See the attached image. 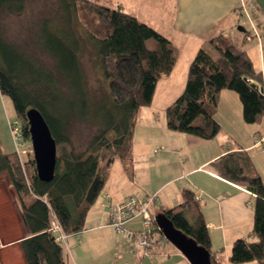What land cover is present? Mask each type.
Listing matches in <instances>:
<instances>
[{
  "label": "trees",
  "instance_id": "trees-1",
  "mask_svg": "<svg viewBox=\"0 0 264 264\" xmlns=\"http://www.w3.org/2000/svg\"><path fill=\"white\" fill-rule=\"evenodd\" d=\"M28 1L0 0V94L12 100L23 138L29 139L25 110L35 107L47 122L56 146L68 141L67 122L57 106L65 97L60 87L62 79L71 94L73 91L80 94L83 107H89L82 87L80 45L71 27L73 21L91 40L100 72L107 82L104 101L96 106L101 112L94 116L101 129L92 141L105 148L104 153L79 155L62 149L57 155L56 148L54 177L44 182L36 175L31 152L25 153L27 158L23 160L16 151H3L0 144V173H7L28 231L19 240L25 263L67 264L64 244L48 231L51 220L57 221L66 236L79 232L89 208L106 184L114 158L118 157L125 169L130 168L137 112L151 103L157 82L171 72L176 55L163 34L121 6H109L104 0H56L58 16L43 19L36 36V42L54 60L56 75L2 35L1 15L21 14ZM243 6L253 20L246 0ZM238 9L241 12L242 7L239 5ZM208 43L217 57L213 58L204 48L197 50L189 64L183 91L165 110L169 129L202 139L213 138L219 130L214 114L222 90L236 93L246 123L264 118V91L251 86L255 83L264 88V77L254 69L246 50L221 34L210 38ZM109 131L115 134L112 141L105 139ZM239 152H229L212 163L220 176L255 195L253 239H235L228 261L264 264V182L257 172H243L238 165L242 156ZM183 193L181 210L168 209L163 215L207 249L212 264H220V256L216 255L220 251L210 249L209 232L195 195L189 189ZM190 209L194 210L191 221L184 214Z\"/></svg>",
  "mask_w": 264,
  "mask_h": 264
},
{
  "label": "crops",
  "instance_id": "crops-1",
  "mask_svg": "<svg viewBox=\"0 0 264 264\" xmlns=\"http://www.w3.org/2000/svg\"><path fill=\"white\" fill-rule=\"evenodd\" d=\"M104 1L106 4L112 7L121 6L126 12L134 14L139 20L141 19V21L145 22L163 34L171 42L175 51L176 61L173 69L169 73V76H164V85H171L175 82L177 86L176 89H178L176 90L177 93L179 91L181 93V90L183 91L185 83L184 81L175 80L176 78L168 82L171 74L177 71V74H180L185 79V77H187L189 64L199 48H204L213 58H216L217 54H211V52H209L206 47V45L209 44V39L214 36L221 34L229 39L233 37L235 42L239 43V41H237L239 40V35H237L236 30L242 31V42L239 44H241L246 50L254 69L257 72H260L262 77H264V0H246L249 10L253 15V25L261 36L260 40L254 37L247 39L248 35L251 36L252 31L249 23L247 22L246 16L242 13V11L239 12L238 6L240 5V0ZM160 14H162V16H158L156 19H149L150 15L156 16ZM139 15L149 16L140 18ZM238 27L241 29H238ZM183 46L186 48L185 59L187 62H184L178 71V62L182 54L180 50L183 48ZM158 82H160V80ZM164 85H162V87ZM173 88L174 87H171V89H167V91L171 92ZM155 92L156 87L154 94ZM173 101L169 103L171 104ZM214 118L219 123V130H221L222 127H227L228 131L226 132L230 133L235 141L240 143L237 144L236 148H231V150H228V148L222 143L220 144V149L217 150L214 148V146L218 144L219 140L215 139V141H212L215 137L211 139H202L200 137L198 139H193V135L188 134V136L184 138L188 140L190 145L195 146L196 148L194 147L192 150H188L189 155L184 156L186 161L180 163V170H175V174L169 165V159L171 158L168 157L167 153L161 154L156 159L154 166L165 167L161 175L166 173H171L174 175L168 180L157 181L154 183L146 181V174L149 170V165L146 162L140 163L138 164L139 167H137V170L134 165V161L132 162L131 159L130 168H123L124 176L125 174L126 176L122 178L121 181H119L118 186H116L115 189H104L106 186L105 184L96 201L87 212L83 229L79 232L69 235L68 240H66L64 245L63 251L65 262L67 264H121L126 260L130 264L135 262H138L139 264H190L189 261L176 248L170 247H161V249L154 250L153 246L151 250H149L150 254L141 258H136L133 254L126 250L116 253L115 245L119 235L113 230L112 227L105 225V220L107 217L110 200L121 199L127 195H135L134 193L137 191L135 190L136 188L128 187L133 181L137 183L138 186L142 187L141 189L143 192L141 194L137 192L138 194L136 195L142 199L147 194H156V191H159V189H161L165 184L166 186L171 185L173 182H177L182 178L191 175L194 170L203 169L205 166L209 165L213 171L212 173L205 172V174L212 176L210 183H205V185L196 182V187L203 191L207 198L214 199L218 202L219 208L217 220L219 223H215L212 218H208L207 220L205 219L204 221L207 229L220 228L219 238H221L220 241L222 245H224L223 239L226 237L225 226L227 225V222L236 221L242 219L243 217L248 218L250 215H252L251 212L248 213L238 207L241 205L240 197L237 195V199L236 196H234L232 199V190H238L242 197H245L247 194L250 196L253 195L254 197L255 195L240 184L231 182L230 180L220 176L212 163L229 152L240 151L239 154L243 156L246 150L255 146L257 139H259L258 137H262L264 134L262 135V132L259 130V128L257 129V127H253L252 123H246L243 120L241 102L239 101L236 93L231 90L221 91ZM237 119H239V121H237L238 126L244 128L246 130V134L249 137L245 138L242 143L239 142L241 141V136L238 138L229 128V125L236 124ZM263 120L264 118L256 123L264 124V122H262ZM0 121L3 142L5 144V149L3 148L2 150L5 152L15 151L10 130V123L8 122L9 128H7V119L3 118L2 115ZM8 129L12 141L9 139V132L7 131ZM3 142H0L1 145ZM209 142L215 143L212 145ZM197 149L198 152L196 153L195 150ZM239 160L240 159H238V165L241 167ZM178 188L181 187L179 186ZM195 199L202 214L200 200L197 198ZM182 202L179 205H181ZM158 208L161 212L157 211ZM167 210L168 208H162L161 204H159L158 201L156 202L155 197V200L151 205V211L156 215L159 213H164ZM185 213H190L193 215L194 210H185L184 214ZM126 227L129 229H138L140 227V222L139 220L135 219L128 222ZM27 234L28 231L25 228L19 213L16 193L9 183L7 177L6 180H0V264H26L19 240L25 237ZM154 241H156L155 238ZM210 249L212 252L220 251L218 254H216L219 256L223 252L222 246H219L217 249H212L211 240Z\"/></svg>",
  "mask_w": 264,
  "mask_h": 264
},
{
  "label": "rangeland",
  "instance_id": "rangeland-1",
  "mask_svg": "<svg viewBox=\"0 0 264 264\" xmlns=\"http://www.w3.org/2000/svg\"><path fill=\"white\" fill-rule=\"evenodd\" d=\"M57 9L58 3L56 0H29L26 3V7L21 14L3 13L1 15V32L4 38L9 43H12L19 51L27 53L33 59L37 60L43 67L51 70L56 75L57 70L54 60L36 42V36L43 19L56 18L54 17V14L58 16ZM144 16L149 15H139L140 18H144ZM158 16L160 17L162 16V14L156 16L150 15L149 19H156L158 18ZM63 26L67 27V25L64 23ZM71 27L73 28L74 34L77 37L80 45L78 50L83 79L82 87L89 101V107L87 105L83 107L81 102L82 97L80 96V94L76 93L75 91H73L71 94V92L66 89L65 85L63 84L64 80L62 79L60 87H62V91L65 93V97L57 102V106L58 108H61L59 109L61 113H63V119L65 122H67L66 133L68 141L57 145V155L62 151V149L67 152H73L79 155H87L89 153L102 154L106 149L103 147L100 148V146H98L96 142L92 141L93 138L98 135L99 130L101 129L100 121L94 116H97V114L99 115V112H101L99 111V109L97 110L96 106L99 102L104 101L105 95L107 93V82L104 80L100 72L98 58L95 54V48L91 40L83 31L82 27L75 21L71 23ZM236 33L237 35H239V40L237 41L241 43L242 31L236 30ZM229 40L235 43L233 37ZM171 47L173 48L172 44ZM206 47L207 50L211 52V54L215 53L216 55V52L209 44H207ZM185 50L186 48H184V46L180 50L182 54L178 62V71L184 64V62H187L185 59ZM167 76H169V74L165 77ZM165 77L161 78L160 82L157 83L156 92L151 103L149 105L142 106L138 110L131 137L132 162L134 161L136 169L137 167H139L138 164L143 162H146L149 165V170L146 174V181L152 183L172 178V176L175 174L174 171L180 170V163L186 161L184 156L189 155L188 150H192V148L195 147L190 145L188 140L184 138L188 136L187 133L171 130L166 125V106L170 104L169 102L175 100L178 94H180V91L178 93L176 92V90L178 89H176L177 86L175 82H172L173 84L171 85H164ZM174 78H176L175 80L177 81L180 80L184 81L185 83L186 77L184 79V77H182L180 74H177V71L171 74L168 82L173 80ZM162 85L164 86L162 87ZM171 87L174 88L171 90V92H168L167 89H171ZM0 107L1 115L3 116V118L7 119V128H9V122L18 127V131H21L19 128V120L16 117V112L10 97L0 94ZM86 108H88L87 112ZM237 121H239V119L236 120L235 125H229V128L234 132L235 136H237L238 138H240L239 136H241V141L239 142L242 143L245 138L249 137L245 132L246 130L238 126ZM262 122H264V120ZM252 125L253 127H257V129L259 128V130L262 132V135L264 134L263 123H252ZM7 131L9 132V129ZM226 131H228L227 127H222V129L218 130V132L214 136L215 138L213 137L214 140L212 141H215V139L219 140L218 144L214 146L215 149H220V144L222 143L225 145V147L228 148V150H231V148H236L237 144H240L238 143V141H235L230 133ZM192 137H194L193 139L199 138L195 135H193ZM9 139L10 141H12L10 132ZM105 139L108 141H112L113 139H115L114 132H107L105 135ZM1 141L3 142V135L0 121V142ZM21 142L23 145L19 147V149H27V152H30L28 151L31 149L30 140L27 138H23L22 136ZM209 143L213 145L215 142ZM1 148L5 149L4 142L1 145ZM195 152L197 153L198 149L195 150ZM164 153H167L168 157L171 158L169 159V165L171 166L174 174L166 173L164 175H161L165 167L154 166L156 159ZM29 154L32 156V152ZM21 158L25 160V158H27V154L21 153ZM239 159L243 172H258L261 176L262 181L264 182L263 148H261L259 145H255L251 147V149L249 148L248 150H246L245 154ZM123 168V162H121L118 157L114 158L109 168L107 182L104 189H115L116 186H118L119 181H121V179L126 176V174L124 176ZM212 171L213 169L210 165L205 166L203 169L194 170L191 175L184 177L177 182H173L171 185L166 186L165 184L161 189H159V191H156V202L158 201L159 204H161L162 208L173 209L174 212H177L181 210V206L179 204L184 200L183 192L189 189L192 190L193 194L196 195V198L200 200V207L204 220L212 218L215 223H219V221L217 220V213L219 208L218 202L214 199L207 198L204 192L196 187V182H199L201 184L210 183V179H212V176H209V174H205V172L212 173ZM7 177L8 176L6 172L0 173V180H6ZM179 186L181 188H178ZM128 187L136 188L135 190L137 191H134L135 195L138 194L137 192H139V194L143 192L141 189L142 187L138 186L134 181L130 183ZM231 193L233 195L232 199L234 198V196H236V199L238 196L240 197L241 205H239L238 207L248 213L251 212L252 215H250L248 218L243 217L242 219L236 221L227 222V225L225 226L226 237L223 239L224 245H222L220 241L221 238H219L220 228H208L211 240V248L217 249L219 246H222L223 252L219 257V261L221 262L220 264H258L256 261L245 263H231L228 261V255L231 252V245L234 239H253V236H251V230L255 209V197L253 195L250 196L247 194L245 197H242L238 190H232ZM157 211H159V208L157 209ZM185 216L189 221H191L193 218V215H191L190 213H185ZM68 237L69 235L66 236V240H68ZM153 237L156 241H154L153 245L150 247V250L153 246L154 250L161 249V247L175 248L168 240L163 242L161 240V234L158 231L154 233Z\"/></svg>",
  "mask_w": 264,
  "mask_h": 264
},
{
  "label": "built area",
  "instance_id": "built-area-1",
  "mask_svg": "<svg viewBox=\"0 0 264 264\" xmlns=\"http://www.w3.org/2000/svg\"><path fill=\"white\" fill-rule=\"evenodd\" d=\"M242 13L246 16L247 22L251 28V36L248 35L247 39L252 37L260 40V34L255 29L252 19L243 6V0H240ZM10 130L12 139L15 146V151L19 154L27 153V149H19L22 144V133L18 131V127L10 123ZM22 135V136H21ZM255 145H259L264 149V136L257 139ZM31 152V149L28 150ZM156 194H147L142 199L136 195H127L121 199H112L109 201L108 213L105 220V225L110 226L119 235L116 240L115 251L116 253L122 250L129 251L136 258L148 256L150 254V247L154 243V233L159 232V228L155 221V213L151 211V205L155 200ZM139 220L140 227L138 229H129L126 224L133 220ZM48 231L53 235L54 239L65 245L66 234L62 231L61 227L55 219H52ZM161 240L164 242L166 239L162 236ZM118 264V263H113ZM121 264H130L126 260ZM133 264H139L135 262Z\"/></svg>",
  "mask_w": 264,
  "mask_h": 264
},
{
  "label": "water",
  "instance_id": "water-1",
  "mask_svg": "<svg viewBox=\"0 0 264 264\" xmlns=\"http://www.w3.org/2000/svg\"><path fill=\"white\" fill-rule=\"evenodd\" d=\"M238 29L241 28L238 27ZM251 86L258 88L260 92L264 91L263 87L255 83H251ZM24 114L36 175L41 181L49 182L55 174L56 142L47 122L37 108L29 107ZM155 221L164 238L172 243L190 264H212L209 251L176 228L163 213L156 214Z\"/></svg>",
  "mask_w": 264,
  "mask_h": 264
},
{
  "label": "clouds",
  "instance_id": "clouds-1",
  "mask_svg": "<svg viewBox=\"0 0 264 264\" xmlns=\"http://www.w3.org/2000/svg\"><path fill=\"white\" fill-rule=\"evenodd\" d=\"M162 234V233H161ZM163 236V235H162ZM164 237V236H163Z\"/></svg>",
  "mask_w": 264,
  "mask_h": 264
}]
</instances>
